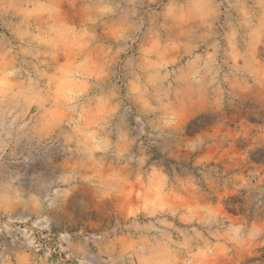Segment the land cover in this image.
<instances>
[{
  "label": "rangeland",
  "instance_id": "rangeland-1",
  "mask_svg": "<svg viewBox=\"0 0 264 264\" xmlns=\"http://www.w3.org/2000/svg\"><path fill=\"white\" fill-rule=\"evenodd\" d=\"M0 264H264V0H0Z\"/></svg>",
  "mask_w": 264,
  "mask_h": 264
}]
</instances>
